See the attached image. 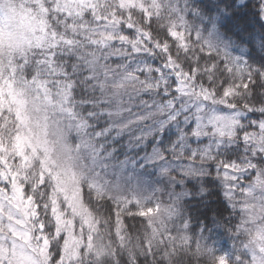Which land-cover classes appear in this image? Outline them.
<instances>
[{
  "label": "snow or ice",
  "instance_id": "1",
  "mask_svg": "<svg viewBox=\"0 0 264 264\" xmlns=\"http://www.w3.org/2000/svg\"><path fill=\"white\" fill-rule=\"evenodd\" d=\"M92 3L78 11L72 0H0V264H264V151L245 147L249 133L242 126L258 113L248 128H264V0H197L177 6L166 24L159 0L139 9L121 8L117 0L107 13L100 0ZM113 15L115 31L108 24ZM188 15L199 23L190 27ZM37 26L47 28L46 48L36 46ZM121 53L125 60L145 57V66L112 67L109 60ZM158 58L160 68L148 65ZM149 73L156 78L149 80ZM161 82L192 102L180 143L152 131L190 165L178 174L163 163L167 155L154 158L157 145L149 151L142 133L116 143L132 125L151 123L159 106L142 97L159 91ZM97 93L127 96L126 122L93 127L97 115H108L89 110ZM168 106L174 109L169 119L177 120L175 105ZM238 109L240 125L223 131L226 118L217 111ZM20 138L31 145L22 154ZM76 156L85 161L80 194L96 228L74 220L78 251L66 248L69 234L58 229V213L65 219L72 213L56 179L75 173ZM97 167H111L119 173L115 181L131 187L134 180L151 195L118 185L99 194ZM149 167L167 184L160 186L169 197L166 207L153 202L157 188ZM209 188L222 199L206 200ZM101 201L107 204L102 219L93 203ZM192 202L203 203L195 227Z\"/></svg>",
  "mask_w": 264,
  "mask_h": 264
},
{
  "label": "trees",
  "instance_id": "2",
  "mask_svg": "<svg viewBox=\"0 0 264 264\" xmlns=\"http://www.w3.org/2000/svg\"><path fill=\"white\" fill-rule=\"evenodd\" d=\"M141 1L140 7L148 5L149 7H154V0H139ZM197 0H159L160 5H162L161 8V17L163 19V23L168 22V18L173 16L174 12H178L177 6L179 8H183L184 5L187 3L189 7H192ZM100 3L102 5L100 6L105 10L107 13L110 10V6H114L116 4V0H100ZM139 9V8H138ZM147 12V9H146ZM139 16V13H137V18ZM187 20L189 22V26L198 24V20H196L193 16L188 15ZM112 21L118 22V17L115 15L112 16V19L108 21V24L110 27L113 28L115 31V26L112 24ZM0 31V36H1ZM47 28L43 26H37L34 30V35L36 36V46L39 47H47V38H46ZM111 34V35H110ZM108 34V38H111L112 33L110 32ZM162 35V34H161ZM99 55V54H97ZM120 59L119 60H109V64L112 67H116L117 64L121 66H126L128 63H131L133 61H137L136 67H144L143 61L146 59L145 57H137L135 55H130L127 60L123 59V53L119 54ZM148 65H150L152 68H160V66L163 63L162 59H157V63L153 64L151 59L147 60ZM165 74L167 75V72L165 70ZM147 78L149 80H153L156 78L155 73H149L147 74ZM169 85H171V81H169ZM93 99L96 101V103L93 105L92 109L89 110H95L97 113H99L101 110H103L105 113H107V116H101L97 115L93 121V127H103L107 122H111L112 126H117L121 122H126V114L123 111L122 105H127L128 103V97L125 96L123 99L118 94L114 93H105V96L101 97L98 93L96 94ZM142 99L144 101H147L150 105L155 104L159 107L153 111L149 117L151 123L148 125H141V124H134L132 125L125 134L119 138L116 139L115 135L113 136V139H116V143L119 145L121 143L127 142L128 140L132 139L133 136H135L137 133H142L145 138L147 139L148 145H149V151H152V146L154 144L157 145L154 151V158L157 161H162L163 156L167 155L168 159L163 160V163L167 166L171 167L172 169L176 170V174L179 173L182 169H187L190 167L187 163L184 162L183 157L176 156L173 154V146L169 145L166 141L164 143H160V137L155 138V140L152 138V131H161L163 137H170L175 143H180L184 136V131L187 126V122H190L192 119L193 113L189 111V109H192V102L189 101L186 97H182L179 94L175 93L172 89V87H165V85L161 82L159 91L153 90L148 92L147 94L143 95ZM137 106H139V100L134 101ZM169 102H171L173 105H175V111L177 112L178 119L177 120H171L169 119V114L174 110L168 106ZM101 104L107 105L106 107H103L101 109ZM135 110V109H134ZM139 110L143 111V108H140ZM240 110L238 109L237 112H229L227 110L224 111H217L216 115H220L221 117H228L232 118L231 121L234 120L236 122V128L240 125L241 122V114H239ZM187 118V121H186ZM259 114H249L247 119L243 120L242 126L248 129V133L250 132L252 136L256 139L255 140H248V145H246V148L251 149L252 151L255 150H261L264 151V133L259 132V127L257 128H248L249 123L252 120H258ZM60 119H64L63 117H60ZM153 125H159V129L153 128ZM145 128L151 129L150 131H145ZM236 130V129H235ZM259 137L262 139L259 141ZM83 140H86V137L82 136ZM71 141H69V144ZM123 149L121 148L119 155L121 158H123ZM243 151V150H242ZM142 154V150H141ZM87 155V154H86ZM131 155H135V149ZM242 164L244 163V160L242 159L240 161ZM72 167L74 169H77L79 174L83 171L85 167V161L82 158V156H76L71 161ZM246 166V165H245ZM259 171V169H258ZM147 174L151 175L153 182L156 185V193L153 197V202H160L162 206H168L169 205V197L167 194H161L160 186L162 185L164 188H167V184L164 180L157 178V171L154 167H149L147 169ZM95 175L99 177V180H97V190L99 194H102L106 188H112L114 191L118 188L120 191H125L129 194L132 193L133 189H136V186L133 184L131 187L126 186V184L122 181H115L119 177V173H114L113 169L109 167L106 172H101L100 168H96ZM121 179L127 180V176L122 177ZM115 181L113 183H110V181ZM253 182V181H252ZM79 183V181H78ZM191 187V184H189ZM80 188V187H79ZM260 192L259 189H257V193ZM210 195L206 197V200H218L222 199V197H219V190L218 189H211L209 188ZM136 194L140 195L142 198L145 195L150 196L151 193H148L145 189H136ZM258 197L260 195H257ZM80 200H81V206L84 209V216L85 218L81 217V220L83 221V225L86 226L88 229L95 232V223L93 220V213L90 211V209L87 207V205L84 204L81 194H80ZM95 207L100 211L99 218L102 219L104 215L105 207H107L106 202L101 201L100 203L93 202ZM58 209V206H56ZM190 211L192 214V223L193 227H195L197 223V219L199 217V213L196 211L197 208H199L201 211L203 210V203L197 204L195 202H192L190 204ZM57 218H59V223L61 220L65 219L63 213H58ZM76 218H67L69 222V228L66 230V232L69 234V236H72L73 239L76 242L82 243L78 239L76 235H73V233L76 231V226L74 224V220ZM62 231V229H61ZM99 239H97L96 244L99 246ZM104 243L107 244L108 241L105 237Z\"/></svg>",
  "mask_w": 264,
  "mask_h": 264
},
{
  "label": "rangeland",
  "instance_id": "3",
  "mask_svg": "<svg viewBox=\"0 0 264 264\" xmlns=\"http://www.w3.org/2000/svg\"><path fill=\"white\" fill-rule=\"evenodd\" d=\"M72 2L74 5L77 6L78 11H82L88 7H95V5L92 3V0H72ZM116 3H117V0H116ZM101 5L102 3H100V6ZM119 5L121 8H125V9H128V8L138 9V8H141L140 7L141 1L139 0H119ZM80 27L83 28L84 26H80ZM100 27L103 28L105 26L101 25ZM108 34H110V32ZM101 35H103V32H101ZM3 39H5V34L2 31L0 40H3ZM3 103H4L3 97L0 96V104H3ZM217 116H220V115L217 114ZM231 119L232 118L228 117L227 119L222 121L221 128L223 131L225 132L235 131L237 124L236 122H234V120L231 121ZM258 130L259 132L264 133V128L259 127ZM250 139L255 140L256 137L254 138L252 134L249 132V140ZM258 140L261 141L262 139L259 137ZM26 144H28V142L25 138H20L18 140V147H19V151L21 154L23 153ZM28 146L31 147L30 144H28ZM33 151H35V149H33ZM75 170L76 171L73 174H65L62 178L57 177L56 179L58 180V191L61 192L62 195L65 197V199L68 201V207L71 209L72 216L70 218L75 217L81 220V217L85 218V216H84V209L81 206V200H80V188H79V183H78L79 172L77 169ZM254 182L255 181H253V183ZM256 195H260V192L256 193ZM56 206H58L59 208L58 204ZM59 221H60L59 218H57L58 229L59 230L62 229V231L68 230L69 228L68 220L63 219L61 220L60 223ZM77 244H79V242H76L72 236H68V240L66 241V248H73L74 251H78V249L75 248Z\"/></svg>",
  "mask_w": 264,
  "mask_h": 264
}]
</instances>
